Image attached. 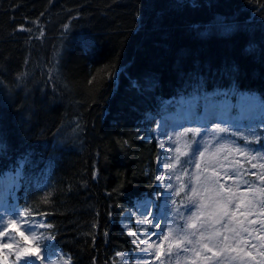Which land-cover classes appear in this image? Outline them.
<instances>
[{
	"label": "trees",
	"instance_id": "trees-1",
	"mask_svg": "<svg viewBox=\"0 0 264 264\" xmlns=\"http://www.w3.org/2000/svg\"><path fill=\"white\" fill-rule=\"evenodd\" d=\"M220 90L264 101V0H0V205L44 217L71 264H122L144 235L121 218L159 202L156 121L171 98L200 117ZM177 192L168 225L181 230L199 204Z\"/></svg>",
	"mask_w": 264,
	"mask_h": 264
},
{
	"label": "rangeland",
	"instance_id": "rangeland-1",
	"mask_svg": "<svg viewBox=\"0 0 264 264\" xmlns=\"http://www.w3.org/2000/svg\"><path fill=\"white\" fill-rule=\"evenodd\" d=\"M218 93L219 95L215 100L207 102L206 109L205 111H202L200 119L194 120V114L188 104H181L178 101H174V109L164 117H159V119L156 121L152 131V136L159 143V145L163 143L165 146L164 148L160 147L163 154L158 158L160 163H158L157 175H160L162 171L166 172L165 183L161 184L158 182L160 185L158 208L155 209L156 202L150 198L139 199L135 203L133 209H129L124 213L123 217L121 218V223L127 232L132 233L133 229L130 226V218H134L133 226L136 227V230L142 231V234L144 235L143 238H141V235H139L141 240H145L146 236H151V241H155L157 245L161 244L163 241V247L155 249V252H161L163 254L159 256V259H156L154 254L141 252L136 246V248L131 253L122 252L124 253L123 258L120 257L122 264H145V256L148 257L147 264H161V262H163V264H171L172 247L179 240L178 231L174 230L173 237L167 241L163 240V236L157 238V236L152 235V233H159L163 231V233L167 235L169 227L174 228V226L167 225L166 214L169 206L173 207L174 205L176 186H180L179 179H177V177H183L185 173L189 174L191 182L190 184L189 182H185L183 185V190L192 196L193 193L191 189L195 188L196 193H198L197 197L199 204L201 202L207 201L208 198L211 197L208 191L206 194H204V186L209 189V192L213 191V194L216 190V184L212 182L205 184V178L215 179V177H218L221 180V182H219V189L222 185L224 189H230L233 193H236L237 196H239L241 193H249V191L245 188V181L243 180L242 175L239 177L238 174L240 170H245L243 164L246 161L253 163V157H256L257 153L250 152L246 149H240L235 145L233 138L230 135L225 134L226 139L219 140L213 135V132L217 131V129L220 127L222 128L224 125H226L225 123L235 122L232 124L233 127H229V130L237 133L242 138H251L254 141H260L261 136L258 132H256V129H254L255 126H258V124L251 126V124L248 123L247 126H244L241 124V121L243 118H245L250 122L252 119L263 116L264 104L260 101L258 96L247 92L231 94L230 92L219 91ZM173 118L177 120L175 124H171L170 122ZM205 123L211 125L206 126ZM208 128H211L213 131H208ZM188 129L200 130V134L196 135L199 139L197 147H199L200 152L203 153V158H201L199 155L193 156V151L189 147L190 144H194L195 139L193 138L191 143L188 141L187 137L190 133L187 131ZM251 129L253 130L251 131ZM181 133H186V135H180ZM191 134L194 136L193 132H191ZM262 141H264V139ZM169 149L172 150L169 151ZM177 149H179V151H177ZM185 153H187V155H184ZM176 154H178V157L180 156L177 167L171 171L162 169L161 164L168 165L170 168L172 163H176ZM229 162H232V164L230 165ZM186 163L188 164V167H186ZM234 164H238L235 169L233 166ZM196 165H199V168H197ZM241 173L242 172L240 171V174ZM224 176L226 179L223 178ZM169 180L171 181L170 185L168 183ZM225 194L227 195V193ZM169 195L171 196V199H169ZM144 201L151 202L153 215L157 218H160L162 215L160 209H165L164 218L159 219L158 228H153L151 224L147 223V221L141 222V211H143V209L138 211L137 208L138 204H141ZM0 208L3 209V213L0 215V217L3 218L4 228H7V225L11 220H16L17 224H21L23 219L21 216L17 217L15 215L17 208L14 205L11 207L0 206ZM243 210L244 209L242 208L241 211ZM201 211L203 210L199 208V205L197 208L195 207L194 209H191V211H189L188 207L186 209L187 220L189 221L191 217L199 215ZM252 211L254 215L249 216L248 219L255 220L257 222L255 225L259 226V218L257 217L259 212L256 208ZM238 218L243 219V217H239V215ZM149 219H151V217H149ZM29 222L31 223L32 227L35 228L34 233L27 231V226H22L20 230L25 231V234L30 237L32 235L45 237L42 229L46 227V222L43 218L40 217ZM156 222V220H152L153 224ZM197 224L199 227V222H197ZM166 225L168 227H166ZM245 226L248 227L250 231L252 230L250 225L247 223H245ZM4 228H0V231H3ZM176 229L179 230L178 228ZM8 231L9 235L14 237V239H9V236L0 237V243H12L13 249L0 250V264H2V257L4 255H7L8 261L13 262L15 258L16 245L21 243L20 237L17 233L13 232L11 229ZM136 234H139V232H136ZM229 235H231V233H229ZM242 239L247 241L248 244L245 245L231 242L232 247L241 248L244 252H251L255 259L259 252L264 251V247H261V242H256L255 237H252V235L243 233ZM196 240H198V237H196L194 242ZM151 241L145 240V244H140L139 241L137 245L139 244L140 247L143 248ZM29 242L33 244V246L37 244L39 245L40 255H46V253L52 252L56 253V255L52 256L53 264H61V257H63V259H67L69 256L67 253L63 252L62 249L55 248L54 246L50 245V239L30 240ZM251 244H255L256 248L253 249L250 246ZM21 246L23 245L21 244ZM190 246L191 248H195L197 251H199L200 256L197 257L193 252L184 251V264H192L194 260L197 262V264H239L238 261L231 259V257L236 256L237 253L226 252L213 257L209 261H204L203 257H212V253L207 252L195 243ZM170 247L171 251L169 252L168 250ZM187 247L190 248L189 245ZM209 247L213 248V252H220V249L218 247H213L211 243H209ZM11 258H13V260H11ZM32 259L35 260V264H41V261L36 260L34 257ZM257 262L258 261H256V264ZM44 264H49L47 258Z\"/></svg>",
	"mask_w": 264,
	"mask_h": 264
},
{
	"label": "snow or ice",
	"instance_id": "snow-or-ice-1",
	"mask_svg": "<svg viewBox=\"0 0 264 264\" xmlns=\"http://www.w3.org/2000/svg\"><path fill=\"white\" fill-rule=\"evenodd\" d=\"M20 30H26L21 26ZM42 34V33H41ZM188 132H193L194 135H199L200 130L199 129H188ZM218 132H227L228 129L226 128H218ZM180 135H186V133H181ZM161 148H164V144H160ZM171 151V149H169ZM179 151V149H177ZM193 156L199 155L201 158H203V153L200 152L199 147H196L193 150ZM243 154V153H242ZM184 155H187L185 153ZM176 163H172L170 168L168 165L161 164L162 169H167L168 171L174 170L177 167V163H179V157L176 158ZM253 159H256V157H253ZM158 163L160 161L158 160ZM197 168H199V165H196ZM253 168H256V164H252ZM259 167L261 169H264V163L260 164ZM187 174V173H185ZM165 175L166 172L162 171L160 175L156 176V180L160 182L161 184L165 183ZM253 175H256V173H253ZM259 180L261 183H264V175H259ZM179 179V177H177ZM212 182L215 183L216 181L213 178H205V184ZM169 185L171 181H168ZM245 183H247L245 181ZM183 185H181L180 191H183ZM193 196H197L198 193H196L195 188L191 189ZM205 191L207 192L208 189L205 188ZM249 192L251 193V196L249 193H241L239 196L236 195V193H233L230 189H224L221 185L220 189L218 191H214V196L209 197L207 201L201 202L199 204V208L203 211L200 212L199 215H195L190 218L189 221H186L185 229L183 230H177L173 227H169L167 235L163 233V231L159 233H152V235H156L157 238L160 236H163V240L167 241L170 238L173 237V231H178L179 234V240L176 243V247L178 248H184L187 252H193L197 257L200 256V252L197 251L195 248H188L185 245H193L194 243L201 247L202 249L206 250L207 252L212 253V257L204 256V261H209L213 257H216L218 255H221L223 253H237L236 256H232L231 259L238 261L239 264H252L253 261H255V257L252 256L251 252H244L243 249L238 247H232L231 242H236L238 244H245L247 245L248 242L244 241L242 239V234L247 233L249 235H252V232H250L249 228L245 226V223L248 225H252L257 223L255 220H249L248 217L254 215L253 209L260 208V212L258 215L264 216V188L257 189H249ZM224 193H227V195H224ZM176 195H179V192L176 193ZM169 199H171V196L169 195ZM191 199V197H189ZM169 206V210H170ZM244 209L241 211V209ZM143 209L141 211V217L142 221H147V223L151 224L153 228L159 227V219L164 218L165 209L161 208V217L157 218L153 215V209L150 201H144L141 204H138L137 210ZM179 210L177 209V212ZM191 211V209H189ZM21 212H23V216L27 217L29 215V210H20L17 209L15 212V215L17 217L21 216ZM239 217H243V219H239ZM151 217V219H149ZM152 220H156L157 222L155 224L152 223ZM197 222H199V227ZM261 227L264 228V220L259 222ZM22 226H27V231L34 233L35 228L32 227L29 220L24 219L22 220L21 224H17L16 220H11L7 228H4L3 225V218L0 217V228H4L3 231H0V237L9 236V239H14V237H11L9 235V229H11L13 232L17 233L20 237V242L16 245L15 248V258L13 261V264H35V260L32 259L33 257L36 260L41 261V264H44L46 258L49 264H53L52 262V256L56 255V253H46V255H40V248L39 245L33 246L29 241L30 240H40V239H52V237H42V236H36L32 235L31 237L25 234V231H21ZM47 227H51V225H47ZM166 227H168L166 225ZM191 231H188V230ZM231 233V235H229ZM135 235V233H133ZM190 237H198V240L195 242ZM137 240L140 241V244H145V240L151 241V236H146L145 240H141L140 237H136ZM259 239H264V236L259 237ZM207 241V242H205ZM209 243L213 245V247H218L220 249V252H213V248L209 247ZM21 244L23 246H21ZM253 249L256 248L255 244L250 245ZM163 247V241L161 244L157 245L155 241H151L146 244L145 247L141 248L140 245H137V248L141 252L145 253H152L155 255L156 259H159V256L163 253L161 252H155L156 248H162ZM261 247H264V245H261ZM13 249L12 243H0V250ZM171 251V247L168 250ZM262 259L257 262V264H264V251H261L258 253ZM116 256H119L123 258L124 253H116ZM145 264L148 262V257H144ZM2 264H9L7 255H4L2 257ZM61 264H71V257L68 256L67 259H63L61 257ZM163 264V262H161ZM192 264H197V262L194 260Z\"/></svg>",
	"mask_w": 264,
	"mask_h": 264
}]
</instances>
